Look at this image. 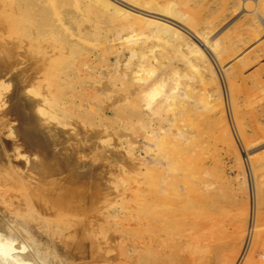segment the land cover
<instances>
[{
	"label": "rangeland",
	"instance_id": "rangeland-1",
	"mask_svg": "<svg viewBox=\"0 0 264 264\" xmlns=\"http://www.w3.org/2000/svg\"><path fill=\"white\" fill-rule=\"evenodd\" d=\"M0 232L12 264H264V0H0Z\"/></svg>",
	"mask_w": 264,
	"mask_h": 264
},
{
	"label": "bare ground",
	"instance_id": "bare-ground-1",
	"mask_svg": "<svg viewBox=\"0 0 264 264\" xmlns=\"http://www.w3.org/2000/svg\"><path fill=\"white\" fill-rule=\"evenodd\" d=\"M167 20H169V19H167ZM27 134H28V131H27ZM168 154H169V152H167ZM172 153V152H171ZM170 153V154H171ZM173 155H174V153H172ZM167 157H168V155H167ZM174 159V158H173ZM172 159V160H173ZM177 159V158H176ZM175 160V159H174ZM169 162H171V165H170V167H173V168H180V167H182L183 168V162H181L180 164H177L176 166L174 165V163L172 164V161H170L169 160ZM175 162V161H174ZM170 164V163H169ZM187 165V164H186ZM186 170V169H185ZM182 171H183V169H182ZM192 173V172H191ZM175 174H177V173H175ZM188 175V174H187ZM192 175H193V173H192ZM192 175H190L191 177H192ZM194 175H196V174H194ZM195 177V176H194ZM193 178V177H192ZM199 179V178H198ZM154 180V179H153ZM156 180V179H155ZM154 180V181H155ZM186 180V179H185ZM191 180V179H190ZM204 180V179H203ZM203 180H200V181H203ZM157 181H158V178H157ZM195 181V180H194ZM197 181V180H196ZM77 182V181H76ZM152 182V181H151ZM203 182H205V181H203ZM193 183V182H192ZM156 183L154 182V186H156L155 185ZM162 184V183H161ZM158 185H160V183H158ZM188 186V185H187ZM193 186V185H192ZM158 187V186H157ZM154 188V187H153ZM156 188V187H155ZM171 188H173V187H171ZM157 189V188H156ZM165 189V188H164ZM169 190V189H168ZM149 191V190H148ZM154 192H155V189H154ZM168 192V191H167ZM151 193V192H150ZM170 193V192H169ZM165 194V193H164ZM181 194V193H180ZM186 194V193H185ZM150 195V194H149ZM161 195V194H160ZM172 195H174V194H171V196ZM175 195H177V193L175 194ZM145 196V195H144ZM162 197H163V195H161ZM190 196V195H189ZM183 197V196H182ZM187 197V196H186ZM146 198V197H145ZM165 200V202H166V204H168L169 202H171V201H168L165 197H163ZM184 198V197H183ZM143 199V198H142ZM151 199V198H150ZM158 199H159V201H160V199H162V198H159L158 197ZM185 199V198H184ZM148 200V199H147ZM175 201L173 202V203H171V204H173V205H175V212L177 213V212H179L180 213V211H182V209L184 208V205L183 204H185V202H183L184 200H182V198L181 197H178V195L176 196V198L174 199ZM148 201H150V200H148ZM156 201V200H155ZM141 202H143V201H141ZM158 202V201H157ZM150 203V202H149ZM145 204H147V202L145 203ZM154 204V202L151 204V205H153ZM165 204V205H166ZM148 205V204H147ZM144 207H143V210H145V209H147L146 208V206L145 205H143ZM156 206V205H155ZM154 206V207H155ZM163 206V205H162ZM169 206H171V205H169ZM150 206L148 205V208H149ZM157 207V209L158 210H160V209H162V207H159V206H156ZM171 207H173L174 208V206H171ZM187 207V206H186ZM170 208V207H169ZM142 209V208H141ZM150 209V208H149ZM168 210V209H167ZM169 210H171V209H169ZM138 211V210H137ZM150 211V210H149ZM156 212H159V211H156ZM156 212H155V214H156ZM169 212V211H168ZM140 213V212H139ZM146 213V212H145ZM149 213V212H148ZM150 213H152V212H150ZM163 213V212H162ZM158 214L159 213H157V217H158ZM138 215V214H137ZM144 216V215H143ZM146 216V215H145ZM156 216V215H155ZM163 216V215H162ZM168 216V215H167ZM172 216V215H171ZM153 218V217H152ZM166 218V217H165ZM147 219V218H146ZM155 219V218H154ZM153 219V220H154ZM157 219V218H156ZM155 219V220H156ZM159 219V218H158ZM157 221V220H156ZM160 221H161V219H160ZM162 222H163V224H164V221H163V219H162ZM160 223V222H159ZM158 223V224H159ZM157 224V225H158ZM161 224V223H160ZM159 224V225H160ZM162 224V225H163ZM171 224V223H170ZM178 225V224H177ZM167 226V225H166ZM170 226V225H169ZM46 227V226H45ZM164 227H165V225H164ZM155 228H156V226H155ZM160 228V227H159ZM166 228H168V227H166ZM170 228V227H169ZM182 228V227H181ZM178 229V228H177ZM170 230V229H169ZM163 231V230H162ZM168 231V230H167ZM171 231V230H170ZM164 232H166V231H164ZM169 232V231H168ZM167 232V233H168ZM174 232H173V230H172V234H173ZM166 234V233H165ZM168 235V234H167ZM175 235V234H174ZM179 235V234H178ZM173 236V235H172ZM167 237H170V236H167ZM169 244V243H168ZM171 244V243H170ZM12 249H13V247H12V244H11V240L8 238V235H7V233H5V234H3V233H1L0 232V264H12V261H13V257H14V254L12 255L11 254V251H12ZM17 250V249H16ZM16 256V255H15ZM17 259V258H16ZM17 263H22V261H17Z\"/></svg>",
	"mask_w": 264,
	"mask_h": 264
}]
</instances>
